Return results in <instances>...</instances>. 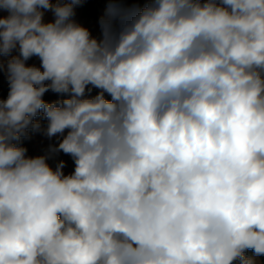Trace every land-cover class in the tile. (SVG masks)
<instances>
[{"label":"clouds","instance_id":"clouds-1","mask_svg":"<svg viewBox=\"0 0 264 264\" xmlns=\"http://www.w3.org/2000/svg\"><path fill=\"white\" fill-rule=\"evenodd\" d=\"M85 2L0 0V264H262L264 0Z\"/></svg>","mask_w":264,"mask_h":264},{"label":"crops","instance_id":"crops-1","mask_svg":"<svg viewBox=\"0 0 264 264\" xmlns=\"http://www.w3.org/2000/svg\"><path fill=\"white\" fill-rule=\"evenodd\" d=\"M53 2H55V0H53ZM1 15H7V13L6 12L1 13ZM52 19H53L52 13L50 11L46 12L45 13V21H50ZM75 20L78 23H81L82 25L88 27L92 31L93 35L99 34L98 21L83 19L81 17L80 7H78L76 9ZM13 54L15 55L17 53L14 52ZM27 63L30 65L35 64V65L39 66L40 61H39V58L33 57L29 61H27ZM3 74H4V72L0 71V75H3ZM48 94H53V93L48 92L45 95H48ZM52 142H54V141H49L46 138H44L43 136H41L40 134H34L31 139H27L28 146L33 145V147H34L32 150H30L29 155L41 154L47 148V145L49 143H52ZM57 157H63L65 159V162H66V167L64 169L65 173H69L74 169V164H73V161H72L70 156H67V155H64L63 153H61ZM49 162L54 167L58 161L56 159H53V160H50Z\"/></svg>","mask_w":264,"mask_h":264},{"label":"trees","instance_id":"trees-1","mask_svg":"<svg viewBox=\"0 0 264 264\" xmlns=\"http://www.w3.org/2000/svg\"><path fill=\"white\" fill-rule=\"evenodd\" d=\"M107 7V0H86L82 6H80L81 17L86 20L98 21L99 17L104 14ZM93 91V95L95 94ZM8 85L5 74L0 75V98H7ZM59 98L57 94H48L44 96L46 101H53ZM39 119V117H37ZM23 145L28 147L27 139L22 141ZM251 255V252L248 253ZM260 261L264 264V257H260Z\"/></svg>","mask_w":264,"mask_h":264},{"label":"built area","instance_id":"built-area-1","mask_svg":"<svg viewBox=\"0 0 264 264\" xmlns=\"http://www.w3.org/2000/svg\"><path fill=\"white\" fill-rule=\"evenodd\" d=\"M0 15H1V13H0ZM8 58L9 57H1L0 59H3L4 61H6ZM27 148H28V154H29L30 150H32L34 147H33V145H30ZM54 159H56L57 161H59L61 159L65 161V159L63 157H55Z\"/></svg>","mask_w":264,"mask_h":264}]
</instances>
